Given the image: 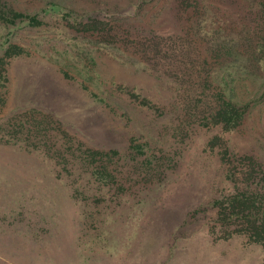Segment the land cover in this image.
<instances>
[{"label": "rangeland", "instance_id": "374dc122", "mask_svg": "<svg viewBox=\"0 0 264 264\" xmlns=\"http://www.w3.org/2000/svg\"><path fill=\"white\" fill-rule=\"evenodd\" d=\"M127 2L69 4L110 24L112 14H125L120 9ZM20 3L42 17L37 0ZM43 20L41 28L12 37L14 44L28 47L25 52L4 55L0 50V264H155V254L159 264H264V240L254 239L244 222L221 223L219 205L210 204L220 200L225 208L242 189V173L248 169L244 156L260 161L256 171L264 169L261 68L253 74L242 67L236 75L235 91L253 103L241 125L225 131L203 118L205 102L214 103L212 91L205 94L206 100L190 91L177 74L180 69L167 61L172 57L159 58L160 70L169 74L156 83L140 66L123 65L109 49L90 44L66 20ZM152 28L172 56L181 33L173 13H158ZM217 65L208 60L199 71L212 78ZM188 72L194 69L188 67ZM137 91L153 108L140 104L133 96ZM92 93L103 103L94 102ZM110 103L114 109L107 106ZM47 112L59 129L52 133L92 149L122 152L130 142L146 139L154 150L165 151L181 140V162L166 170L161 182L133 189L115 207H86L82 201L78 241L80 216L70 198L68 176L58 177V167L36 146L33 123Z\"/></svg>", "mask_w": 264, "mask_h": 264}, {"label": "trees", "instance_id": "16d2710c", "mask_svg": "<svg viewBox=\"0 0 264 264\" xmlns=\"http://www.w3.org/2000/svg\"><path fill=\"white\" fill-rule=\"evenodd\" d=\"M37 1L41 4L38 12L43 13L42 17L21 5L20 0H0L1 54L25 52L26 45L11 41L15 33L41 28L45 16H57L87 36L90 44L95 42L103 49H109L121 64L133 62L140 66V70L156 83L162 75L169 74L167 70H160L159 58L172 57L167 61L180 69L177 74L190 91L200 94L203 99L209 90L212 91L214 103L211 106L204 101L207 107L201 111L204 119L209 117L223 130L236 129L247 116L253 102L239 96L233 83L242 67L253 74L261 68L264 74V57L260 56L261 53L264 55V0H127L126 7L120 9L125 14L115 12L110 24L96 20L90 13L77 11L69 4L72 0ZM165 10L173 13L181 32L172 56L163 50L161 38L152 28V19ZM208 60L218 64L215 71L212 68V78L207 72L209 80L207 74L203 76L199 71L206 68ZM188 67L194 72H188ZM89 96L94 102L104 101L95 93ZM133 96L138 97L143 106L153 108L151 101L138 91ZM107 106L115 107L112 103ZM52 117L48 112L40 114L33 123L38 136L36 146L43 148L49 162L58 167V177L68 176L70 198L80 216L78 241L82 240V201L86 207L100 203L103 209L115 207L121 203L119 199L125 202L133 189L141 190L154 180L161 182L166 177V170L175 169L181 162V140L173 149L165 151L154 150L146 139L141 143L130 142L122 152L92 149L52 133V129L59 130ZM23 122H19V126ZM50 124L51 129L47 127ZM224 150L228 151L227 147ZM243 158L248 169L242 173V189L231 197L225 208L220 200L210 204L219 205L221 223L244 222L254 239L264 240V234L260 235V232L264 233V169L256 171V166L260 167L261 163L254 156ZM89 191L94 193L89 195ZM129 241L130 237L125 243Z\"/></svg>", "mask_w": 264, "mask_h": 264}, {"label": "crops", "instance_id": "0c3cea01", "mask_svg": "<svg viewBox=\"0 0 264 264\" xmlns=\"http://www.w3.org/2000/svg\"><path fill=\"white\" fill-rule=\"evenodd\" d=\"M167 250H168V248H166ZM167 255H172V253H169V252H167ZM165 256H166V252H165ZM190 257H195V258H198V257H196L197 255H193L192 253L189 255ZM159 256H157V254H155V264H159L158 262L160 261L159 260V258H158Z\"/></svg>", "mask_w": 264, "mask_h": 264}]
</instances>
